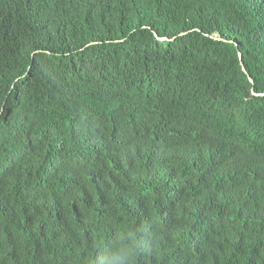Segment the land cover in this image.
<instances>
[{
	"label": "trees",
	"instance_id": "1",
	"mask_svg": "<svg viewBox=\"0 0 264 264\" xmlns=\"http://www.w3.org/2000/svg\"><path fill=\"white\" fill-rule=\"evenodd\" d=\"M130 229L136 264H264V0H0V264Z\"/></svg>",
	"mask_w": 264,
	"mask_h": 264
},
{
	"label": "clouds",
	"instance_id": "2",
	"mask_svg": "<svg viewBox=\"0 0 264 264\" xmlns=\"http://www.w3.org/2000/svg\"><path fill=\"white\" fill-rule=\"evenodd\" d=\"M157 38L161 40L167 39L159 36H157ZM252 93L255 95L259 94L255 90H253ZM257 121V115H239L234 119L235 124H238L243 130L248 132L255 129ZM139 235L137 230L130 229L127 233L118 238L117 245L114 248L105 250L104 253L94 261V264H136L137 256L141 251Z\"/></svg>",
	"mask_w": 264,
	"mask_h": 264
},
{
	"label": "water",
	"instance_id": "3",
	"mask_svg": "<svg viewBox=\"0 0 264 264\" xmlns=\"http://www.w3.org/2000/svg\"><path fill=\"white\" fill-rule=\"evenodd\" d=\"M241 56V54H239ZM243 65V64H242ZM243 70L245 71V67L243 66Z\"/></svg>",
	"mask_w": 264,
	"mask_h": 264
}]
</instances>
